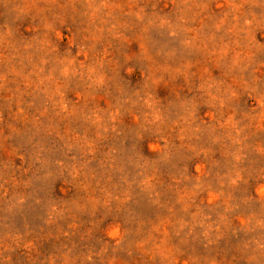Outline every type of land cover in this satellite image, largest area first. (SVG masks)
Returning a JSON list of instances; mask_svg holds the SVG:
<instances>
[{"label": "rangeland", "instance_id": "obj_1", "mask_svg": "<svg viewBox=\"0 0 264 264\" xmlns=\"http://www.w3.org/2000/svg\"><path fill=\"white\" fill-rule=\"evenodd\" d=\"M0 264H264V0H0Z\"/></svg>", "mask_w": 264, "mask_h": 264}]
</instances>
